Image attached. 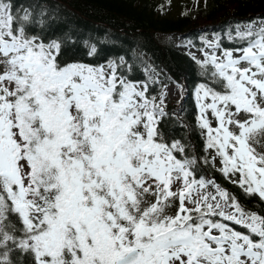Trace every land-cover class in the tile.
<instances>
[{
    "label": "snow or ice",
    "instance_id": "obj_1",
    "mask_svg": "<svg viewBox=\"0 0 264 264\" xmlns=\"http://www.w3.org/2000/svg\"><path fill=\"white\" fill-rule=\"evenodd\" d=\"M56 19L0 0V264H264V14L182 44L172 112Z\"/></svg>",
    "mask_w": 264,
    "mask_h": 264
},
{
    "label": "trees",
    "instance_id": "obj_2",
    "mask_svg": "<svg viewBox=\"0 0 264 264\" xmlns=\"http://www.w3.org/2000/svg\"><path fill=\"white\" fill-rule=\"evenodd\" d=\"M20 6L46 8L56 16L57 32L70 29L77 39L92 34L102 38L95 60L85 59L86 50L78 43L66 52V59L103 62L109 56H124L133 67V79L144 80L145 70L157 78V89L164 80L177 81L188 90L199 82L187 40L199 45L200 35L221 32L230 23L264 14V0H16ZM187 15H182V13ZM211 21L208 25L203 22ZM203 26V27H202ZM225 46H228L227 44ZM172 112L177 102L169 104ZM185 117L194 122L192 95L183 100ZM180 130L177 129V135ZM218 181L220 180L219 177ZM226 187H231L225 183Z\"/></svg>",
    "mask_w": 264,
    "mask_h": 264
},
{
    "label": "rangeland",
    "instance_id": "obj_3",
    "mask_svg": "<svg viewBox=\"0 0 264 264\" xmlns=\"http://www.w3.org/2000/svg\"><path fill=\"white\" fill-rule=\"evenodd\" d=\"M211 21L203 22V25H209ZM203 27V26H202ZM163 84H168V102L169 104H174L175 102L180 100V95L176 93L173 82L169 80H164Z\"/></svg>",
    "mask_w": 264,
    "mask_h": 264
}]
</instances>
